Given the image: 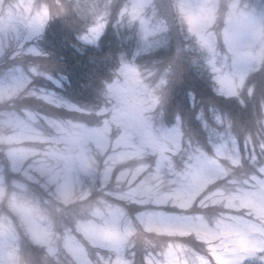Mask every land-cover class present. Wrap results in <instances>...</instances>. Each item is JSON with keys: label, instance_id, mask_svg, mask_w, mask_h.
Masks as SVG:
<instances>
[{"label": "clouds", "instance_id": "obj_1", "mask_svg": "<svg viewBox=\"0 0 264 264\" xmlns=\"http://www.w3.org/2000/svg\"><path fill=\"white\" fill-rule=\"evenodd\" d=\"M137 4L0 0L12 264H234L264 246V0H150L133 19ZM54 32L94 53L81 92ZM190 80L212 95L196 103Z\"/></svg>", "mask_w": 264, "mask_h": 264}, {"label": "trees", "instance_id": "obj_2", "mask_svg": "<svg viewBox=\"0 0 264 264\" xmlns=\"http://www.w3.org/2000/svg\"><path fill=\"white\" fill-rule=\"evenodd\" d=\"M73 3H77V0H73ZM114 43L115 42L113 41V46ZM104 44L105 46H107L108 41H105ZM47 46L48 50L51 51L54 55H56L57 57H63V63L65 65V75H67L71 80L73 89L77 92H81V86H86L88 84V77L91 68L89 57L94 55V53L89 51L86 55H79L69 44L64 33L61 32H54L53 34H51L48 37ZM260 86H264V84H261ZM187 88H192L196 92V103L201 102L199 99L200 97H209L212 95L210 89L206 88L199 81L190 80ZM81 98H87L86 91L83 92ZM181 103L184 104V107H187L189 104V98L186 95V91L184 97L181 100ZM219 103L223 104L224 102L219 101Z\"/></svg>", "mask_w": 264, "mask_h": 264}, {"label": "snow or ice", "instance_id": "obj_3", "mask_svg": "<svg viewBox=\"0 0 264 264\" xmlns=\"http://www.w3.org/2000/svg\"><path fill=\"white\" fill-rule=\"evenodd\" d=\"M150 3V0H138V4L136 9L133 11L132 16L133 19L138 18L140 13L143 11V8L146 7ZM44 19H40L36 22L30 24L31 33L33 36H38L43 29ZM102 29L101 26H97L89 30V34L84 36L82 39L86 43H95L99 38L100 32ZM127 75L129 80L135 81L136 73L134 69H128ZM15 81V77H13ZM3 85H0L2 87ZM3 181L0 180V185H2ZM0 229L3 230V234L0 235V264H12L13 253L15 251V234L14 230L10 225H4L0 223ZM40 242H43L41 240ZM116 243H120L119 240L115 241ZM242 252L245 253L243 256H236L234 258V264H243L244 259H255L259 261V264H264V256L257 255L258 252L264 251V246L257 242L249 243L247 247L241 249Z\"/></svg>", "mask_w": 264, "mask_h": 264}]
</instances>
